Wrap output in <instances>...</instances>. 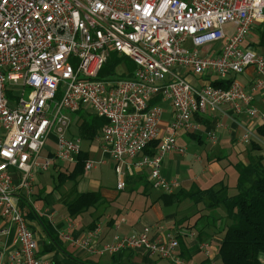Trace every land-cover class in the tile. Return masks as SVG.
<instances>
[{
    "label": "built area",
    "instance_id": "1",
    "mask_svg": "<svg viewBox=\"0 0 264 264\" xmlns=\"http://www.w3.org/2000/svg\"><path fill=\"white\" fill-rule=\"evenodd\" d=\"M263 21L264 0H0V264H56L40 254L24 204L54 224L55 213H40L34 201L35 184L58 162H77L84 139L70 129L80 110L107 120L93 140L102 155L87 158L85 171L108 157L118 189L126 188L128 173L141 170L167 193L180 182L163 176L162 163L171 152L186 153L182 131L201 132L202 119L225 106L264 122V110L254 104L257 92L264 95V54L246 44ZM113 51L134 61L130 77H100ZM248 68L254 71L249 87L208 79ZM13 86L21 87L20 95ZM162 101L173 107L164 134ZM207 137L216 143L214 131ZM253 137L247 132L243 140ZM155 140V153H145ZM74 224L68 221L69 228ZM152 228L106 241L100 224L79 239L66 231L61 236L92 254L144 249L192 264L177 251L183 232L175 227L160 240ZM199 245L211 258V242Z\"/></svg>",
    "mask_w": 264,
    "mask_h": 264
},
{
    "label": "crops",
    "instance_id": "2",
    "mask_svg": "<svg viewBox=\"0 0 264 264\" xmlns=\"http://www.w3.org/2000/svg\"><path fill=\"white\" fill-rule=\"evenodd\" d=\"M246 44L256 52L264 54V21L256 24ZM253 75V68H248L244 74L235 76V79L244 86L249 87ZM189 78L196 83L200 81V78L195 76H190ZM254 104L259 109L264 110V95L262 93L257 92L255 94ZM160 105L163 108L160 127L161 134H164L169 121L172 119L173 107L167 101L160 102ZM74 119L75 125L78 126L76 132H78L79 114ZM202 123L204 129L201 132L187 133L182 131L180 133L178 140L181 145L187 148L186 153L171 152L163 159V176L167 179H178L180 182V185L174 191L179 190L181 187L189 188L193 183L206 188L221 180L226 181L233 187L237 182V171L232 163L238 160H248L251 151L252 153L256 151L252 150V142H256L261 147L260 153L264 152V138L258 133V128L264 125V122L259 118H252L246 112L237 114L232 108L225 106L221 110H216L204 117ZM208 130L216 133V143H213L207 137ZM247 132L254 135L250 143H246L243 140ZM92 155L96 157L94 159H99L102 155L101 149L95 141L89 143L88 158H93ZM223 155L227 156L223 157ZM54 167L55 169H60L61 166L56 164ZM143 172L147 173L146 171L133 170L127 176H134ZM44 173H40L37 176L33 198L41 210L40 213L52 212L56 215L58 213L56 207L58 201L64 204L65 194L71 192L74 188L77 191L78 189L74 185L71 186L70 183H68L70 187L67 186V188L66 183L58 188H55V186H42L40 176ZM128 183L125 189H118L117 183L116 188L111 190L103 188L101 184L99 186L98 184H92L87 186V190L78 191H101L105 198L111 202V205L104 212H94L95 210L91 209L77 218L63 215L59 219L61 223L58 224H56V221L53 224L48 220L49 229L55 232L58 244L38 219L33 220L39 239L40 254L48 257L56 264H175L170 259L162 258L158 255H150L144 249L125 250V252L118 254L105 253L100 255L88 253L68 240L63 239L61 231L69 232L77 239L82 238L91 229L90 225L96 218V225L100 224L104 229L102 241L111 240L116 233L132 234L140 232L146 226L153 227L151 234L156 238L165 240L166 234L169 231H173L175 227L177 228L179 219L189 217L181 226L187 228L189 224L197 222L198 224L195 228H183L180 230V232H183L181 234L183 238L177 249L178 254L192 264H215L216 259H220L218 248L225 227V212L222 209H217L212 213L205 210L202 204L196 206L192 201L186 199L182 202L173 201L174 206H172L175 209L167 210L164 206L168 207V205L165 204L163 199L159 198L165 191L159 189L155 194V198L152 199L150 194L155 187H150L149 195H145L143 194L144 185H140L135 190V183ZM136 184H139V179H137ZM60 189H63L64 192L60 191ZM119 191L128 192L126 195L121 196ZM54 193L57 194L56 198L52 196ZM24 209L28 213L29 207L26 203L24 204ZM215 214L222 218L218 219L215 225H212ZM70 219L75 223L74 227L71 228L68 226ZM157 225H161L162 228H158ZM201 227L205 231L203 240L208 239L211 242V258L207 257L205 252L200 249L199 243L203 241L198 236ZM191 232L195 233V236L189 235ZM10 238L8 237L9 240L7 239L9 242ZM49 245H51V250L43 252V249ZM261 259L264 261V254H262Z\"/></svg>",
    "mask_w": 264,
    "mask_h": 264
},
{
    "label": "trees",
    "instance_id": "3",
    "mask_svg": "<svg viewBox=\"0 0 264 264\" xmlns=\"http://www.w3.org/2000/svg\"><path fill=\"white\" fill-rule=\"evenodd\" d=\"M135 67V63L129 56L111 52L110 57L100 72V77L109 75H118V77H130ZM126 69L127 73H119ZM119 73V74H118ZM215 86L229 87L235 77L228 79L208 78ZM11 95V92L9 93ZM79 134L84 141L92 142L100 133L102 127L107 123L105 118L99 117L90 110L82 109L79 112ZM258 133L264 138V125L258 128ZM254 153L249 154L248 160H238L232 163L237 171L236 185L231 187L226 181L221 180L209 187L203 188L197 183H193L189 188L181 187L173 193H162L160 199H163L166 205L173 204V201L182 202L190 200L194 205L202 204L205 210L209 212L222 209L225 212L223 237L218 248L221 264H264L261 259L264 254V152L260 153L261 147L252 142ZM158 146V140L152 142L145 153L153 154ZM227 155H223V157ZM88 158V152L84 150L78 156L77 162L72 165L70 172L65 173L64 164L59 163L62 168L59 169L58 181L55 188L63 186L66 182H78V179L85 172V161ZM69 165V164H68ZM66 166V165H65ZM139 179V184L137 179ZM129 182V183H128ZM127 183H135L134 189L137 190L140 185H144L143 194L149 195L150 187L153 184L148 179V174H135L127 176ZM64 204L71 218H77L91 209L96 211H105L111 205L101 191L78 192L74 188L71 192L65 194ZM27 217L30 220L38 219L50 236L58 244L55 232L49 229V223L43 215H39L31 205L28 206ZM102 212V213H103ZM212 225L216 224L218 219L213 216ZM99 218V217H97ZM189 217L181 218L177 221L179 230L192 229L198 224H189L187 228L181 226ZM96 218L90 225V228L96 226ZM203 227L199 230V237L203 240ZM182 234V233H181ZM179 234L180 241L183 236ZM58 237V236H57ZM208 240V239H204ZM203 240V241H204ZM51 250V245L43 249V252ZM125 252V251H123ZM122 253V252H121ZM62 264V263H57ZM64 264V263H63Z\"/></svg>",
    "mask_w": 264,
    "mask_h": 264
},
{
    "label": "rangeland",
    "instance_id": "4",
    "mask_svg": "<svg viewBox=\"0 0 264 264\" xmlns=\"http://www.w3.org/2000/svg\"><path fill=\"white\" fill-rule=\"evenodd\" d=\"M251 34H250V36H251ZM219 46H220V43L214 45L213 48L216 49ZM13 90H14L15 95L21 94V87L20 86H13ZM170 109H171V107H170ZM73 117L75 118L76 114H73ZM77 127L78 126H76L75 123L72 124L71 129H70V135L71 134L72 135L77 134V132H76ZM73 130H74V132H73ZM83 150L85 152H89V142L86 141L84 143ZM93 158H96V157L93 156ZM58 163H60V162H58ZM63 166H64V168H62V167H60V168H62V170L64 169L65 173L70 172V170L73 167L72 165H66V166L63 165ZM59 172H60L59 169H55V167L52 166V168L49 171H47L46 173L41 175L40 180L42 182V186H46V187L47 186H53L54 187L58 181L57 179H58ZM68 183H70L71 186H73V185L76 186L78 191H81V190L85 191L88 188L87 186H89V185L91 186L92 184H94V185L98 184V186H99V184H101V186L103 188L111 190V189L116 188L117 174H116V171L114 170V168L112 167L111 159L106 157L104 163H98L91 170H89L87 172L85 171L83 173V175L78 179V182H76V183L71 182V181L66 182V188H67V186L70 187ZM60 191L64 192L63 189H60ZM158 191H159V189L153 188V191L151 192L150 197L152 199H154L155 194ZM119 192H120L121 196H124L127 194L128 191H119ZM52 196L56 198L57 194L54 193ZM172 205L173 204H171L170 206L168 205V207H166V206H164V207L167 210L175 209V207H173L174 205L173 206ZM56 207L58 209V213H56V215L54 216V219L56 221V224H58V223H61V222H59V219L61 218V216L68 215V210H67L65 204H63L61 201H58ZM33 220H35V219H33ZM33 220H31V221L33 222ZM45 220L48 221L47 216H45ZM215 264H221L220 259H216Z\"/></svg>",
    "mask_w": 264,
    "mask_h": 264
}]
</instances>
